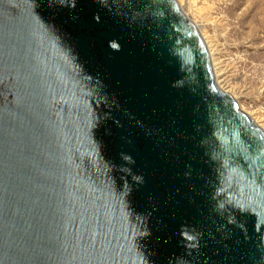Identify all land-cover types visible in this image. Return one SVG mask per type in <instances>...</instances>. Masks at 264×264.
Returning a JSON list of instances; mask_svg holds the SVG:
<instances>
[{
  "label": "water",
  "instance_id": "95a60500",
  "mask_svg": "<svg viewBox=\"0 0 264 264\" xmlns=\"http://www.w3.org/2000/svg\"><path fill=\"white\" fill-rule=\"evenodd\" d=\"M0 264H264V134L175 0H0Z\"/></svg>",
  "mask_w": 264,
  "mask_h": 264
},
{
  "label": "rangeland",
  "instance_id": "374dc122",
  "mask_svg": "<svg viewBox=\"0 0 264 264\" xmlns=\"http://www.w3.org/2000/svg\"><path fill=\"white\" fill-rule=\"evenodd\" d=\"M175 1L217 49L224 66L214 79L217 88L249 118L260 117L264 131V0Z\"/></svg>",
  "mask_w": 264,
  "mask_h": 264
},
{
  "label": "bare ground",
  "instance_id": "6f19581e",
  "mask_svg": "<svg viewBox=\"0 0 264 264\" xmlns=\"http://www.w3.org/2000/svg\"><path fill=\"white\" fill-rule=\"evenodd\" d=\"M201 40H202V42L204 44V47H205V49L207 51V54L209 56V60H210V64H211V69H212V73H213V78L216 79L217 77H219V76H221V75L224 74L223 62L219 58L216 57V55H217V49L215 48V46L210 41H208V39L206 40L205 37H201ZM250 120L264 134V131L262 129L263 127L260 124H258L259 122H262V119L260 117H258L257 119L250 118Z\"/></svg>",
  "mask_w": 264,
  "mask_h": 264
}]
</instances>
